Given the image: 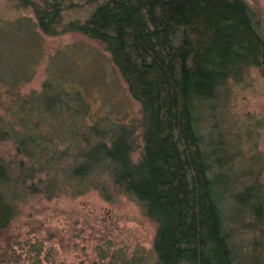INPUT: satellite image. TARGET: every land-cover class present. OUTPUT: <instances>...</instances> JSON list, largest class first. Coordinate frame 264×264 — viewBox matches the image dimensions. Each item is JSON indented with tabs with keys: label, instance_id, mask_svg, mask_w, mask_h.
I'll list each match as a JSON object with an SVG mask.
<instances>
[{
	"label": "rangeland",
	"instance_id": "rangeland-1",
	"mask_svg": "<svg viewBox=\"0 0 264 264\" xmlns=\"http://www.w3.org/2000/svg\"><path fill=\"white\" fill-rule=\"evenodd\" d=\"M245 1L264 40V0ZM36 22L30 9L0 0V162L9 175L8 182L0 183V206L10 214L0 229V264H151L157 228L139 205L115 190L107 172H91L84 186L72 178L82 151L91 145L112 147V135L120 127L131 130L123 141L131 147L129 162H140L145 129L140 104L102 43L74 32L47 36ZM49 105H57L54 116ZM194 105L210 173L228 181L222 208L246 223L247 215L235 211L231 192L255 180L264 182L261 71L244 69L213 98ZM24 121L49 142L54 160L44 158L41 164L56 161L61 192L52 198L37 184L49 177L47 172L25 183L14 181L26 173L19 163L26 167L34 162L17 148ZM234 225L233 242L248 243L254 237Z\"/></svg>",
	"mask_w": 264,
	"mask_h": 264
},
{
	"label": "trees",
	"instance_id": "trees-1",
	"mask_svg": "<svg viewBox=\"0 0 264 264\" xmlns=\"http://www.w3.org/2000/svg\"><path fill=\"white\" fill-rule=\"evenodd\" d=\"M13 1L32 11L44 35L74 32L102 43L140 104L145 128L140 162H129L131 147L123 141L131 130L120 127L112 147L91 145L82 151L72 178L84 186L91 172H107L115 190L139 205L157 228L151 264H264V182L231 192L246 223L243 216L227 215L221 196L228 181L210 173L194 120V104L213 98L231 76L256 68L264 78V40L246 1ZM56 107L48 106L52 116ZM28 110L25 106L29 116ZM20 125L24 135L18 137V151L34 162L19 163L26 173L14 181L25 183L47 172L49 177L37 184L52 198L61 192V176L56 161L41 164L44 158L54 160L49 142L33 133L28 121ZM8 178V167L0 162V183ZM5 209L0 206V229L10 217ZM234 224L254 237L233 242Z\"/></svg>",
	"mask_w": 264,
	"mask_h": 264
}]
</instances>
